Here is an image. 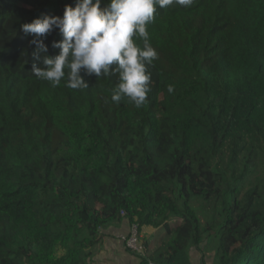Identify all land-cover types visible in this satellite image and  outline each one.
I'll use <instances>...</instances> for the list:
<instances>
[{"label": "trees", "instance_id": "1", "mask_svg": "<svg viewBox=\"0 0 264 264\" xmlns=\"http://www.w3.org/2000/svg\"><path fill=\"white\" fill-rule=\"evenodd\" d=\"M76 3L0 0V264H89L125 219L165 231L139 264H193L204 240L214 264H264V0L157 8L139 108L112 102L118 75H33L22 24ZM39 39L59 53L58 29Z\"/></svg>", "mask_w": 264, "mask_h": 264}, {"label": "clouds", "instance_id": "2", "mask_svg": "<svg viewBox=\"0 0 264 264\" xmlns=\"http://www.w3.org/2000/svg\"><path fill=\"white\" fill-rule=\"evenodd\" d=\"M77 0L75 7L66 5L63 16L35 18L22 24V31L31 35L36 45L33 60H41L45 67L33 64V75L50 82L52 87L61 84L70 89L88 88L87 76L118 75L111 100L121 102L125 97L137 108L141 107L151 91L152 74L148 66L158 58L150 44L148 25L154 20L157 8L169 6L189 8L195 0ZM58 29L62 39L54 41L59 49L55 56L46 55L44 37ZM142 40V46L133 37ZM84 73L82 75L81 73ZM174 88L168 86V92Z\"/></svg>", "mask_w": 264, "mask_h": 264}, {"label": "rangeland", "instance_id": "3", "mask_svg": "<svg viewBox=\"0 0 264 264\" xmlns=\"http://www.w3.org/2000/svg\"><path fill=\"white\" fill-rule=\"evenodd\" d=\"M199 207V205H197ZM124 223V224H123ZM134 224L125 222L113 224L102 230L101 242L93 249V259L89 264H139L141 258L127 247L125 241L133 229ZM140 230V229H139ZM163 228L153 226L140 230L142 242L150 241V249H154L164 238ZM217 242L204 240L200 246H191L189 254L193 264H214ZM146 251V250H145ZM149 251L145 252L148 257Z\"/></svg>", "mask_w": 264, "mask_h": 264}, {"label": "built area", "instance_id": "4", "mask_svg": "<svg viewBox=\"0 0 264 264\" xmlns=\"http://www.w3.org/2000/svg\"><path fill=\"white\" fill-rule=\"evenodd\" d=\"M133 226L132 232L125 238L127 247L138 255L146 256L145 245L142 242L139 227L137 224H134ZM149 263L155 264L152 260H149Z\"/></svg>", "mask_w": 264, "mask_h": 264}, {"label": "crops", "instance_id": "5", "mask_svg": "<svg viewBox=\"0 0 264 264\" xmlns=\"http://www.w3.org/2000/svg\"><path fill=\"white\" fill-rule=\"evenodd\" d=\"M125 222V221H124ZM124 224V223H123Z\"/></svg>", "mask_w": 264, "mask_h": 264}]
</instances>
